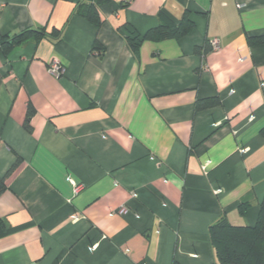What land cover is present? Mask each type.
I'll use <instances>...</instances> for the list:
<instances>
[{"label": "crops", "instance_id": "1", "mask_svg": "<svg viewBox=\"0 0 264 264\" xmlns=\"http://www.w3.org/2000/svg\"><path fill=\"white\" fill-rule=\"evenodd\" d=\"M80 1L0 0V41L64 29L0 51V264H213L209 226L264 199V0H111L99 29ZM185 11L191 33L131 53Z\"/></svg>", "mask_w": 264, "mask_h": 264}, {"label": "trees", "instance_id": "2", "mask_svg": "<svg viewBox=\"0 0 264 264\" xmlns=\"http://www.w3.org/2000/svg\"><path fill=\"white\" fill-rule=\"evenodd\" d=\"M111 0H81L76 4L69 20L74 16H80L96 29H99L102 20L100 16V6L109 3ZM195 29V24L190 19V13L185 11L178 23L164 17L155 29L149 30L145 35H139L134 31L127 30L125 41L131 53L136 56L140 46L144 41L161 42L165 40H180ZM64 29L53 30L48 33L44 28L25 30L12 37L2 38L0 41V51L9 54L15 47L25 44L31 40L39 43L43 39H50L54 43L62 40ZM248 43L251 46L264 44V35L257 37H248ZM93 50H100L101 46L94 43ZM201 51V50H200ZM212 51L210 44H207L202 54L206 55ZM104 50L102 51V53ZM219 98L197 100L196 110L208 109L219 106ZM32 115V109L28 110L27 121ZM264 134V129L262 130ZM19 162L14 166L16 167ZM12 170V169H11ZM0 183V191L3 190ZM249 206L241 205L239 214L244 218ZM208 236L216 255V261L213 264H264V199L260 204V211L255 226H246L243 224H234L226 217L211 224L208 228ZM173 264H179L173 262Z\"/></svg>", "mask_w": 264, "mask_h": 264}, {"label": "built area", "instance_id": "3", "mask_svg": "<svg viewBox=\"0 0 264 264\" xmlns=\"http://www.w3.org/2000/svg\"><path fill=\"white\" fill-rule=\"evenodd\" d=\"M242 7V6H239ZM211 47H212V51H216L219 49V41L217 39H214L213 41H211L210 43ZM49 71L57 76L60 77L65 73V68L62 66V64L58 61V60H53L50 64H49ZM264 88V85H263ZM69 182L74 186V193L77 194L79 193V191L81 190L82 186L76 184V182L69 178ZM218 193H220V191H217ZM125 210L122 209L121 213H124ZM77 220H79V218H77Z\"/></svg>", "mask_w": 264, "mask_h": 264}]
</instances>
